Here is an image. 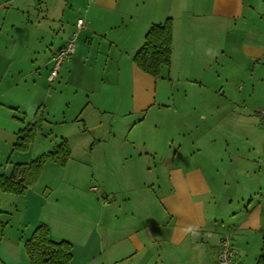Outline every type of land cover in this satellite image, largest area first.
<instances>
[{"label": "crops", "instance_id": "1", "mask_svg": "<svg viewBox=\"0 0 264 264\" xmlns=\"http://www.w3.org/2000/svg\"><path fill=\"white\" fill-rule=\"evenodd\" d=\"M10 9L22 16L34 15L63 25L68 17L74 18L71 32L65 25L63 30V35L70 38L76 34L78 41L65 61L70 66L80 67V60L92 56L93 39L98 46L92 68L102 67L113 73L119 85L121 75L128 69L129 126L141 123L140 115L156 105L160 91L159 77L140 69L133 57L142 47L149 28L167 18L172 19L173 26L172 59L160 76L173 85L178 77L207 90L210 97L203 99L201 106L215 102L218 91L219 95L223 91V96L235 106V118L226 129L220 132L215 125L210 131L193 132L192 146L182 154L178 151L182 148L173 152L156 147L154 140L159 137L163 143L173 139L169 131L165 136H151L154 142L149 150L145 141L144 148L110 150L108 160L114 163L118 182L134 189L125 193L122 202L117 198L109 200L105 194L102 198L93 194L89 205L70 206L54 194L33 195L41 198L35 224L44 222L54 239L72 242L70 264H220L218 248L227 233L231 234L236 251L235 264H259L264 257V125L259 116L264 106V0H0V19L7 18ZM79 18L83 19L80 28ZM65 43L66 40L57 51ZM104 44L105 49L101 47ZM54 52L40 63L39 70L49 69L53 61L55 65ZM12 63V55L0 50V77L10 73ZM64 63L51 78L53 65L46 79L58 77ZM182 74L185 76L181 77ZM81 88L88 93L81 110L82 120L103 128L109 118L108 100L105 102L102 96L90 98L94 86ZM6 98L5 91H1L0 174L8 176L15 163L31 160L19 158L14 164L8 163L9 155L17 150L14 144L18 133L27 125L17 128L9 119L7 108L17 102ZM116 106L120 107L121 102L117 101ZM83 111L87 113L83 115ZM120 116L124 118L125 114ZM118 118L113 116L111 127ZM201 118L204 121L207 116L202 114ZM92 177L105 186L98 173H92ZM10 193L0 190V198ZM5 204L1 202L0 207ZM121 209L133 214L119 216ZM9 211L2 212L10 215ZM122 218L128 219L124 225ZM4 224L1 221L2 260L7 264H30L24 242L31 227L22 233L17 229L5 234ZM260 264H264V258Z\"/></svg>", "mask_w": 264, "mask_h": 264}, {"label": "rangeland", "instance_id": "2", "mask_svg": "<svg viewBox=\"0 0 264 264\" xmlns=\"http://www.w3.org/2000/svg\"><path fill=\"white\" fill-rule=\"evenodd\" d=\"M62 2L64 3V1ZM66 10L70 12L68 8ZM2 12H6V10L3 9ZM8 15L7 18L2 19L1 17L0 19V50L11 54L13 63L12 68L9 69L10 73L0 77V92L5 91L7 101L14 98L17 102L13 107L7 108L11 117L8 118L12 119L18 128L27 125L39 108L42 109L44 116L42 126L29 148L25 151L14 150L8 157V163L11 165L12 161L14 164L19 158L30 161L54 149L62 139L68 142L71 154L64 165L45 163L37 180L28 188L29 193H10L8 196H4L5 198H0V204L1 202L6 203L0 207V224L1 221L5 222L3 225L6 228L5 234H10L17 229L22 233L23 230L31 227L28 228L29 231L26 230L29 232V236L31 235L37 225L34 220L41 199L38 196L35 198L33 196L35 194L42 196L43 194H54L60 201L70 203V206L75 203L89 205L92 202L90 198L93 194H97L101 198L105 194L107 198H110L109 200L117 198L122 202L125 193L133 188L128 189L118 182L119 178L114 173L115 167L112 166L114 163L108 160L111 155L110 150L121 147L144 148V143H142L144 141L147 142L146 150H149L155 141L158 149L164 147L163 149L168 148L174 152L176 149L182 148L178 150L182 154L192 146L191 135L193 132L210 131L211 126L215 125L222 132L235 118V106L231 100L223 96V91H220L221 95L218 91L215 102L201 106L202 100L210 97L207 90L200 89L198 84L187 83L178 77L173 81L175 82L173 85L172 81L169 82L160 76L158 78L160 91L156 105L140 115L142 124L131 123L129 126L130 71L124 70L119 85L117 82L115 83L113 73L102 67L92 68L94 52L98 46L96 40H90L93 48L92 56L80 60V67L70 66L68 62H65L69 58L65 59L62 62L65 63L60 75L52 81H48L46 76L53 67L54 61L49 69H38L40 63L44 60L47 61L52 52L55 51L54 54H57L61 43H64L65 40L68 42L70 37L63 35L64 25L71 32V28L75 24L74 18L68 17L63 25L60 21L54 22L48 19L43 21L41 17L35 18L34 15L22 16L14 9H10ZM77 44L76 40L75 47ZM105 45L101 47L105 49ZM85 64L87 66L83 67ZM38 71L41 72V75ZM164 72L165 70H163ZM184 76L181 75V77ZM86 81L89 85H86ZM12 83L13 86L10 88ZM163 85L164 89H162ZM93 86L95 91L90 94V98L102 96L101 98L105 99V102L108 100L106 115L109 118L102 124L103 128L92 121L86 124L82 120L81 110L87 102L88 93L81 87L92 88ZM117 101L121 102V106L118 108H116ZM100 112L102 111L100 110ZM85 113L87 112L83 111V115ZM120 113H124L126 118L121 117ZM202 114L207 116L204 121L201 118ZM114 115L119 118L116 121L117 124L112 122L114 126L111 127V119ZM17 116H24L25 119L21 120ZM134 118H137V115ZM262 123L264 125L263 120ZM235 128L239 129L237 126ZM102 130L103 133H100ZM168 131L173 134L172 140L163 143L165 141L159 137L160 139L151 141V136L155 133L165 136ZM144 156L149 158L148 155ZM91 157L94 159L91 160ZM3 162L6 160L4 159ZM115 166L121 167L117 164ZM92 173H98L105 186L97 182V177L93 178ZM160 178L163 179V176ZM93 186L100 192L92 190ZM107 188L113 189L115 193H109ZM118 189L121 190L118 192L119 194L116 192ZM102 190L108 193H103ZM117 194L121 197L118 198ZM136 194L138 195L137 191ZM122 205L124 206V204ZM2 211H9L11 214H5L6 212ZM122 211L123 209L120 210L119 216L133 214L131 210ZM24 218L26 220L21 224ZM127 222L128 219H121L123 225ZM234 259L236 260V254ZM0 264H7L1 256Z\"/></svg>", "mask_w": 264, "mask_h": 264}, {"label": "trees", "instance_id": "3", "mask_svg": "<svg viewBox=\"0 0 264 264\" xmlns=\"http://www.w3.org/2000/svg\"><path fill=\"white\" fill-rule=\"evenodd\" d=\"M173 49L172 19L163 23L153 24L145 35L142 47L135 53L133 60L143 71L160 77L161 70L169 67ZM44 116L39 108L26 127L18 133L14 148L25 151L34 141L42 126ZM71 150L64 139L56 147L37 156L30 162L15 163L10 175L0 174V190L23 194L37 180L42 167L47 162L64 165L70 158ZM24 247L30 264H70L73 258L72 242L51 236L48 225L40 222L31 235L25 240ZM261 257L259 264L262 263Z\"/></svg>", "mask_w": 264, "mask_h": 264}, {"label": "built area", "instance_id": "4", "mask_svg": "<svg viewBox=\"0 0 264 264\" xmlns=\"http://www.w3.org/2000/svg\"><path fill=\"white\" fill-rule=\"evenodd\" d=\"M77 27H83V19L79 18L77 21ZM75 43H76V34H73L68 42L58 51L55 57V65L51 72V78H53L57 73L62 62L69 58L71 54L75 51ZM259 115L264 122V108L259 111ZM92 190H98L96 187H91ZM235 249L232 244V236L231 234H225L220 241V245L218 248V261L220 264H235Z\"/></svg>", "mask_w": 264, "mask_h": 264}]
</instances>
